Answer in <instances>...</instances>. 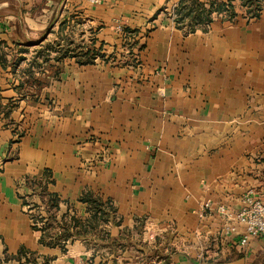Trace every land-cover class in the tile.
<instances>
[{
  "label": "crops",
  "instance_id": "0c3cea01",
  "mask_svg": "<svg viewBox=\"0 0 264 264\" xmlns=\"http://www.w3.org/2000/svg\"><path fill=\"white\" fill-rule=\"evenodd\" d=\"M178 1L0 0L5 264H264L201 211L264 197V12L189 32Z\"/></svg>",
  "mask_w": 264,
  "mask_h": 264
},
{
  "label": "trees",
  "instance_id": "16d2710c",
  "mask_svg": "<svg viewBox=\"0 0 264 264\" xmlns=\"http://www.w3.org/2000/svg\"><path fill=\"white\" fill-rule=\"evenodd\" d=\"M233 1L234 0H209L205 2L203 0H179L177 5L174 7L173 17L178 26L185 27L187 31L193 32L198 28H203L209 25L213 21L214 16L217 14L223 15L230 19L234 18L236 12ZM242 1L243 5L247 7L249 18L259 17L261 15V0ZM85 54L88 55V57L83 63H93L97 55L102 56V54H97L93 51L91 53V50L86 51ZM82 198L83 200L88 201L91 205L90 209L94 217H97L98 214L105 217L107 213L106 209L111 210L112 212L114 211L109 201L105 202L101 198L93 197L91 193L85 194ZM49 202V205L51 204L50 207L58 206V198L56 196H51V198H49ZM75 222H77L76 219ZM41 228L43 229V227ZM46 228H48V224L44 227V229ZM65 236L66 234L64 237ZM50 243L53 244L55 242L51 241ZM22 251L24 252L25 250L23 249ZM21 255L22 254L13 258L20 259ZM9 257L11 256H6L4 260L6 261L11 259ZM31 262L32 264H38L35 260H31Z\"/></svg>",
  "mask_w": 264,
  "mask_h": 264
},
{
  "label": "built area",
  "instance_id": "2783aa9c",
  "mask_svg": "<svg viewBox=\"0 0 264 264\" xmlns=\"http://www.w3.org/2000/svg\"><path fill=\"white\" fill-rule=\"evenodd\" d=\"M89 1L97 4L103 0ZM240 201L241 206L234 209L225 203L214 204L211 199H207L201 211H214L220 216L223 219L220 238H238L237 245L243 249L251 240L264 235V197L259 196L254 187H250L243 192Z\"/></svg>",
  "mask_w": 264,
  "mask_h": 264
},
{
  "label": "rangeland",
  "instance_id": "374dc122",
  "mask_svg": "<svg viewBox=\"0 0 264 264\" xmlns=\"http://www.w3.org/2000/svg\"><path fill=\"white\" fill-rule=\"evenodd\" d=\"M204 1V0H203ZM209 1V0H208ZM205 2H207V1H205ZM243 2V1H242ZM261 5H262V13L264 12V0H261ZM31 257V259L33 260V257L32 256H30ZM6 263V261L4 260V262H3V260L2 259H0V264H5Z\"/></svg>",
  "mask_w": 264,
  "mask_h": 264
}]
</instances>
